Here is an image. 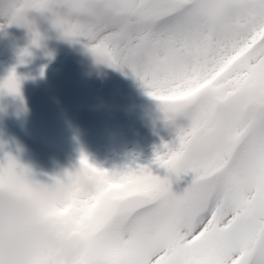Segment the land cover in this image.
<instances>
[{
    "label": "snow or ice",
    "instance_id": "1",
    "mask_svg": "<svg viewBox=\"0 0 264 264\" xmlns=\"http://www.w3.org/2000/svg\"><path fill=\"white\" fill-rule=\"evenodd\" d=\"M28 10L127 68L174 138L153 155L163 177L81 152L45 183L5 153L0 243L26 225L28 264H264V0H0L6 23ZM0 90L19 95L14 71Z\"/></svg>",
    "mask_w": 264,
    "mask_h": 264
},
{
    "label": "rangeland",
    "instance_id": "2",
    "mask_svg": "<svg viewBox=\"0 0 264 264\" xmlns=\"http://www.w3.org/2000/svg\"><path fill=\"white\" fill-rule=\"evenodd\" d=\"M49 15L28 10L29 27L0 17V79L12 70L26 83L16 104L0 90V159L10 154L45 183L78 165L81 152L109 170L140 164L166 175L153 155L174 133L156 101L127 68L94 62L82 40L62 38ZM30 29L39 34L35 45Z\"/></svg>",
    "mask_w": 264,
    "mask_h": 264
},
{
    "label": "clouds",
    "instance_id": "3",
    "mask_svg": "<svg viewBox=\"0 0 264 264\" xmlns=\"http://www.w3.org/2000/svg\"><path fill=\"white\" fill-rule=\"evenodd\" d=\"M34 239V233L28 226H18L0 243V264H28L34 250Z\"/></svg>",
    "mask_w": 264,
    "mask_h": 264
},
{
    "label": "water",
    "instance_id": "4",
    "mask_svg": "<svg viewBox=\"0 0 264 264\" xmlns=\"http://www.w3.org/2000/svg\"><path fill=\"white\" fill-rule=\"evenodd\" d=\"M18 81H19V95L10 93L11 99L13 101H16L18 99V97L23 93V90H24V87H25V84L21 80L18 79Z\"/></svg>",
    "mask_w": 264,
    "mask_h": 264
}]
</instances>
